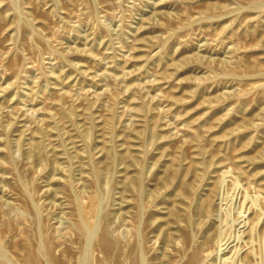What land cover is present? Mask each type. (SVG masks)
<instances>
[{
    "label": "rangeland",
    "instance_id": "1",
    "mask_svg": "<svg viewBox=\"0 0 264 264\" xmlns=\"http://www.w3.org/2000/svg\"><path fill=\"white\" fill-rule=\"evenodd\" d=\"M0 264H264V0H0Z\"/></svg>",
    "mask_w": 264,
    "mask_h": 264
},
{
    "label": "bare ground",
    "instance_id": "2",
    "mask_svg": "<svg viewBox=\"0 0 264 264\" xmlns=\"http://www.w3.org/2000/svg\"><path fill=\"white\" fill-rule=\"evenodd\" d=\"M105 244H106V245H108V244H109V242L105 241Z\"/></svg>",
    "mask_w": 264,
    "mask_h": 264
}]
</instances>
